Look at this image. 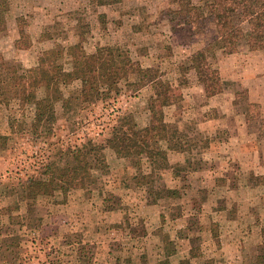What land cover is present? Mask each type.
<instances>
[{
	"label": "rangeland",
	"instance_id": "1",
	"mask_svg": "<svg viewBox=\"0 0 264 264\" xmlns=\"http://www.w3.org/2000/svg\"><path fill=\"white\" fill-rule=\"evenodd\" d=\"M214 1L0 0V72L37 65L69 72L73 53L116 46L141 64L144 83L77 112L58 105L50 135L33 134V107L0 105V210L15 209V198L27 194V180L41 177L49 157L65 169L76 147L103 144L115 126L132 135L157 80L173 101L172 131L162 143L170 171L134 194L117 192L118 206L78 191L63 204L38 200L35 222L25 203L14 211V222L0 213V237L10 249L0 264H256L264 257V176L256 178L251 165L237 160L242 154L243 161L264 159V133L257 121L246 122L251 104H259L264 117V49L250 52L246 39L230 49L209 48L213 25L193 32L172 21L178 10L207 9ZM202 50L222 81V96L211 101L200 82L203 63L193 60ZM209 135L219 138L203 150ZM236 136L243 138L241 151L232 144ZM108 160L125 181L123 162ZM229 236L246 242L235 248L233 238L226 245Z\"/></svg>",
	"mask_w": 264,
	"mask_h": 264
},
{
	"label": "trees",
	"instance_id": "2",
	"mask_svg": "<svg viewBox=\"0 0 264 264\" xmlns=\"http://www.w3.org/2000/svg\"><path fill=\"white\" fill-rule=\"evenodd\" d=\"M174 15L173 22L177 19L183 21L193 32H201L208 25H213L216 38L209 48L230 49L246 39L250 52L264 49V0H215L207 9L192 5L190 9L178 10ZM72 55V69L69 72L60 65H37L28 69L7 66L0 72V105L8 107L15 102L19 109L33 107L35 118L30 125L33 134L52 133L57 123L58 105H62L67 113L74 107L77 112L99 101L115 100L125 90L139 91L144 86L141 64L119 47L103 46L97 48L94 54L80 51ZM193 60L203 63L200 82L206 98L211 101L222 96L221 77L217 69H212L206 63L205 51L197 52ZM70 87L69 96L64 97L63 90ZM154 90V97L145 108L144 120L140 124L134 123L135 131L132 135H127L121 127L115 126L103 144L89 142L76 147L65 169L59 168L49 157L41 177L27 180V194L15 198L18 202L15 209L7 208L0 210V213H6L10 221L14 222V211L20 210V204L25 203L27 215L35 222L33 218L38 200L63 204L78 191H82L85 196L97 194L104 206H118L121 199L117 192L121 195L134 194L161 179L170 171L169 152L162 143L167 142L172 131L168 119L173 101L161 80L154 83ZM252 121H257L259 130L264 133V117L259 104L250 105L246 122ZM14 122L11 119V123ZM213 138L219 137L206 136L201 148L210 149V140ZM109 155L123 162L125 181L119 180L118 165L109 162ZM130 183L135 184V187L132 188ZM18 220L20 216H15V223ZM1 231L2 228L0 236ZM175 238L181 239L178 235ZM6 242L0 237V256L10 251L5 246ZM174 254L173 250L170 255ZM263 262L264 257H259L256 264Z\"/></svg>",
	"mask_w": 264,
	"mask_h": 264
},
{
	"label": "crops",
	"instance_id": "3",
	"mask_svg": "<svg viewBox=\"0 0 264 264\" xmlns=\"http://www.w3.org/2000/svg\"><path fill=\"white\" fill-rule=\"evenodd\" d=\"M239 131L242 132V133L240 132V136H241L244 133V126H241L239 128ZM236 138H237L236 139V142L235 143H232V144H233L235 150L241 151V149H243V145H244L243 138H241V137L238 138L237 136H236ZM222 145H226V143L224 142V143H222ZM238 159H239V162H240L241 165H244L245 163L248 164L249 166L251 165V169L254 171V175H255L256 178L259 177V176H264V159H261L260 155H257V156L251 155L250 158H249L250 160L247 158L245 161H243L244 160V155L242 154V156L241 157H238L237 160ZM209 174H215V172H213V173L211 172ZM239 228H241V226L238 227V229ZM237 233H238V231H237ZM242 237H244V236H242ZM226 238H225V241H223V242H225L226 245H227L229 243V240H231V239H233L235 237L234 236H229L228 237L229 239H226ZM243 240H244V243H245L246 242V239H244V238L243 239H240V238L237 239V237H236L235 238V241L231 240V244L230 245L233 246V247H235V248H238L239 245L242 244ZM176 257H177V255H176Z\"/></svg>",
	"mask_w": 264,
	"mask_h": 264
}]
</instances>
